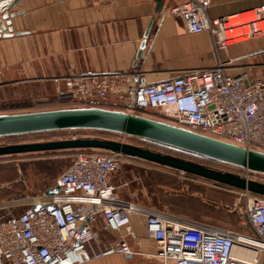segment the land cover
Listing matches in <instances>:
<instances>
[{"label":"built area","instance_id":"obj_1","mask_svg":"<svg viewBox=\"0 0 264 264\" xmlns=\"http://www.w3.org/2000/svg\"><path fill=\"white\" fill-rule=\"evenodd\" d=\"M15 2L0 0V15L10 12ZM210 4L211 0H185L167 12L181 17L190 33L208 31L217 51L264 34V7L245 15L211 17ZM229 63L220 59L212 68L187 71L161 81H150L142 71L119 75L76 74L55 80L63 82L59 92L70 93L68 102L74 107L112 106L139 115L156 110L165 117L164 121L173 125L264 152V79L253 77L250 71L230 74ZM111 96L114 102L109 100ZM67 130L77 132L69 139L106 134L108 139L127 143L134 138L126 133L95 129ZM86 131L93 133L80 135ZM123 157L129 156L108 150L79 149L71 165L56 179L55 185L61 188L58 194L43 193L0 205V210L9 211L0 216V264L90 261L102 255L92 256L86 249L95 237L92 226L98 217L103 216V230L124 228L126 235L136 237L131 224L135 214L145 218L146 231L156 242L154 256L164 264L169 261L263 264L264 195L228 186L230 190H239L247 201L246 218L251 233H239L119 198L112 177ZM238 168L247 178L253 174L264 176ZM51 204L55 205L53 209L48 208ZM36 205L39 207L35 208ZM19 207L23 210L11 213V209ZM113 252L128 256L136 253L126 240L117 241L104 254Z\"/></svg>","mask_w":264,"mask_h":264},{"label":"crops","instance_id":"obj_2","mask_svg":"<svg viewBox=\"0 0 264 264\" xmlns=\"http://www.w3.org/2000/svg\"><path fill=\"white\" fill-rule=\"evenodd\" d=\"M184 1L16 0L10 11L13 34L0 37V88L29 86L48 93L38 102L64 103L69 98L59 92L63 82L56 78L142 71L150 81H161L212 68L220 59L230 61V74L250 71L264 79V34L217 51L208 31L190 33L181 17L167 12ZM260 7L264 0H211L208 13L211 17L245 15ZM109 100L114 102L112 96ZM116 195L121 198L117 190ZM102 223L100 215L92 226L95 237L86 245L92 256L102 255L80 264H164L154 256L156 242L146 231L144 217H131L136 237L126 235L124 228L105 231ZM120 240H126L136 253L104 254ZM261 258L264 264V254Z\"/></svg>","mask_w":264,"mask_h":264},{"label":"rangeland","instance_id":"obj_3","mask_svg":"<svg viewBox=\"0 0 264 264\" xmlns=\"http://www.w3.org/2000/svg\"><path fill=\"white\" fill-rule=\"evenodd\" d=\"M48 94L33 87L0 88V114L74 108L70 102H45L38 100ZM144 116L166 120L158 111H145ZM75 130H55L0 137V145L14 143L46 142L69 139ZM91 131L80 135L92 134ZM96 137L110 138L106 134ZM134 145L150 148L169 155L192 160L206 166L244 175L237 166L182 152L157 143L130 139ZM102 151L101 149H94ZM79 149H59L47 152L18 153L0 156V205L25 197L40 196L47 188L54 186L56 179L71 165ZM251 179L264 182V176L253 174ZM112 182L118 195L148 207L163 210L174 215L204 220L228 227L239 233H251L246 218L247 201L239 190H230L224 184H217L183 171L159 165L147 160L123 157ZM4 185V186H3ZM23 207L11 209L18 213ZM8 210L1 209L0 215ZM9 212V211H8Z\"/></svg>","mask_w":264,"mask_h":264},{"label":"water","instance_id":"obj_4","mask_svg":"<svg viewBox=\"0 0 264 264\" xmlns=\"http://www.w3.org/2000/svg\"><path fill=\"white\" fill-rule=\"evenodd\" d=\"M158 11H161L160 7ZM13 16L12 12H5L1 16L0 37L13 34L11 25ZM149 30L150 28L146 36H148ZM145 43L144 39L137 54V60L142 56ZM62 96L70 98L71 94L64 93ZM67 129H95L126 133L207 159L264 174L263 151L247 149L144 115L100 107H74L0 114V137ZM59 149H101L119 152L132 158L147 160L236 189H247L264 195V182L150 148L108 138L85 137L0 145V156ZM60 191V186L55 185L50 187L46 194H58ZM38 207L39 205L35 206V208ZM54 207L53 204L48 206L49 209Z\"/></svg>","mask_w":264,"mask_h":264},{"label":"trees","instance_id":"obj_5","mask_svg":"<svg viewBox=\"0 0 264 264\" xmlns=\"http://www.w3.org/2000/svg\"><path fill=\"white\" fill-rule=\"evenodd\" d=\"M134 138H137V137H134ZM155 143V142H154ZM180 151H182V150H180ZM182 152H185V151H182ZM186 153H189V152H186ZM189 154H192V153H189ZM193 155H195V154H193ZM198 156V155H197ZM199 157H201V156H199ZM207 159V158H206ZM211 160V159H210ZM227 186V185H226ZM5 214H6V212H5ZM5 214H3V215H5ZM196 220H199V219H196ZM199 221H204V220H199ZM204 222H207V221H204ZM209 223V222H208ZM211 224H214V223H211ZM216 225V224H215ZM228 228V227H227Z\"/></svg>","mask_w":264,"mask_h":264},{"label":"bare ground","instance_id":"obj_6","mask_svg":"<svg viewBox=\"0 0 264 264\" xmlns=\"http://www.w3.org/2000/svg\"><path fill=\"white\" fill-rule=\"evenodd\" d=\"M235 251H239L238 249H235ZM240 252V251H239ZM240 253H242V252H240Z\"/></svg>","mask_w":264,"mask_h":264}]
</instances>
